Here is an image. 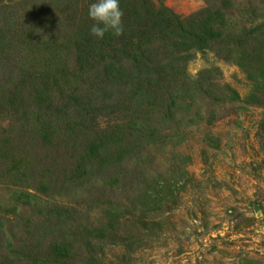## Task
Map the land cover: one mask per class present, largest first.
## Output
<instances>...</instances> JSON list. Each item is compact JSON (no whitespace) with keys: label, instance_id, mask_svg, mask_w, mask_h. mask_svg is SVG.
Here are the masks:
<instances>
[{"label":"trees","instance_id":"trees-1","mask_svg":"<svg viewBox=\"0 0 264 264\" xmlns=\"http://www.w3.org/2000/svg\"><path fill=\"white\" fill-rule=\"evenodd\" d=\"M202 1L183 15L164 0H120L123 34L97 39L88 31V0H0V178L15 187L13 195L76 190L98 173L116 185L126 160L176 135L180 115L198 99L264 105V0ZM207 52L244 72L252 84L245 99L218 85L216 67L187 73L188 62ZM131 173L137 186L126 207L138 210L142 226L146 212L158 209L164 183L146 182L143 168ZM103 202L86 211L101 207L104 223L53 236L45 254L32 244L8 246L4 263L78 264L77 241L88 248L84 264H96L95 239L138 242L116 236L128 208ZM69 210L51 208L63 223Z\"/></svg>","mask_w":264,"mask_h":264},{"label":"rangeland","instance_id":"rangeland-1","mask_svg":"<svg viewBox=\"0 0 264 264\" xmlns=\"http://www.w3.org/2000/svg\"><path fill=\"white\" fill-rule=\"evenodd\" d=\"M164 3L183 15L203 6L202 0ZM209 67L218 69V85L234 88L241 99L251 91L244 72L212 52L197 53L186 70L196 76ZM180 116L176 135L148 146L138 160H126L128 170L119 173L125 177L114 186L106 185L99 177L104 174L98 173L76 190L42 195L29 188L35 198H25L13 195L15 187L0 178V264H13L12 258L3 260L8 246L32 244L45 254L53 236L78 225L104 223L101 207L86 211L88 203L108 200L103 202L107 207L111 200L128 208L137 186L130 181L136 167L143 168L146 182L164 183L158 209L146 212L141 226L138 210L128 208L116 225V236L141 239L132 244L95 239L91 254L96 264H264V132L259 130L264 105L198 99ZM189 117L195 121L188 122ZM54 207L70 209L64 223L51 211ZM72 249L74 261L87 262L83 243L75 241Z\"/></svg>","mask_w":264,"mask_h":264},{"label":"clouds","instance_id":"clouds-1","mask_svg":"<svg viewBox=\"0 0 264 264\" xmlns=\"http://www.w3.org/2000/svg\"><path fill=\"white\" fill-rule=\"evenodd\" d=\"M86 15L92 21L89 34L103 39L105 33L119 37L123 34V10L120 0H88Z\"/></svg>","mask_w":264,"mask_h":264},{"label":"built area","instance_id":"built-area-1","mask_svg":"<svg viewBox=\"0 0 264 264\" xmlns=\"http://www.w3.org/2000/svg\"><path fill=\"white\" fill-rule=\"evenodd\" d=\"M263 243H264V239H263Z\"/></svg>","mask_w":264,"mask_h":264},{"label":"water","instance_id":"water-1","mask_svg":"<svg viewBox=\"0 0 264 264\" xmlns=\"http://www.w3.org/2000/svg\"><path fill=\"white\" fill-rule=\"evenodd\" d=\"M258 213H260V212H258Z\"/></svg>","mask_w":264,"mask_h":264}]
</instances>
